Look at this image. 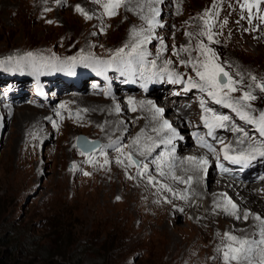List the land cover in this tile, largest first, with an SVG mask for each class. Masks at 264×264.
<instances>
[{"label": "rangeland", "instance_id": "obj_1", "mask_svg": "<svg viewBox=\"0 0 264 264\" xmlns=\"http://www.w3.org/2000/svg\"><path fill=\"white\" fill-rule=\"evenodd\" d=\"M107 2L0 0V236L14 234L24 244L39 238L40 243L53 246L55 238L46 236L53 231L58 217H63V212L76 209L82 218L93 221L101 237L106 235L100 246L107 247L118 236L132 264H191L189 258L163 256L158 249L161 226L154 220L142 225L136 209H128L117 198L118 174L109 180L103 171L104 179L98 182L97 177L109 164L107 159L97 156L98 163L94 164L92 157L100 147V156L104 152L115 153L121 157L124 170L137 176L145 174L140 168L143 160H149L137 153L142 142L134 137L136 133L131 127L127 125L123 129L126 137L117 130L115 121L112 129L105 126L102 99L110 98L107 93H116L117 89L120 94L149 96L152 105L160 101L163 107L160 104V111L152 116L156 124L162 121L158 117L162 109H166L167 116L172 105L174 110L188 107L197 116L192 125L194 129L182 128L180 124L182 138L185 141L198 137L207 143L217 135L218 127L207 126L214 122L205 117V112L208 105H216L219 116L238 117L236 137L245 139V127L250 123L241 119L237 110L246 111L252 121L264 113V93L257 87L264 82V17L254 18L252 14V9L262 2L126 0L113 16L105 12ZM153 9L159 14L155 15ZM206 10H210L208 16L204 15ZM209 18L213 21L211 31L216 34V43L199 34L204 29L203 19ZM149 19H154L157 26L150 27ZM94 28L106 30L102 35L92 36ZM143 36L151 37L142 45L145 55H133L124 61L113 59L117 49L128 45L127 52ZM202 42L218 54L215 62L238 82L237 91L230 93L223 104L209 97L207 91L190 87V83H201L199 77L190 65L180 63L203 59L197 50ZM181 46L188 50L180 51ZM29 52L33 54L31 57L26 56ZM72 57L79 62L73 64L69 60ZM152 61L156 62L155 67ZM165 61L171 63L165 64ZM154 89L156 93H150ZM244 91L257 97L250 101L251 107L237 102ZM86 96L95 98L97 103L83 102L81 99ZM33 107L43 109L46 115H38L32 111ZM119 115H114L116 120ZM144 120L149 122L150 118L144 117ZM228 121L223 122L224 128ZM74 126L77 127L75 134L70 132ZM157 127L166 126L162 122ZM106 128L112 135L104 139L96 132ZM79 134L90 142L87 147L98 142L96 148L82 152L77 146ZM221 152L222 158L215 156L208 164L221 166L222 160L232 164L225 155H256L253 149L241 145H230ZM129 155L136 162L131 166ZM22 247L20 256L27 251Z\"/></svg>", "mask_w": 264, "mask_h": 264}, {"label": "bare ground", "instance_id": "obj_2", "mask_svg": "<svg viewBox=\"0 0 264 264\" xmlns=\"http://www.w3.org/2000/svg\"><path fill=\"white\" fill-rule=\"evenodd\" d=\"M259 1L262 3L252 9L254 18L264 17V0ZM105 30L94 28L91 34L92 36L102 35ZM144 38L143 36L139 41ZM97 55L100 54L97 53ZM181 92L183 95L187 94ZM150 93H156V90ZM107 94L106 96L111 95V97L102 99L103 111H101L102 114L105 113L104 118L107 121L105 126L112 129L115 121L117 130L126 137L127 134L123 129L127 128V125L131 127L132 132L136 133L134 137H138L137 139L141 140L140 143L142 142L141 147L139 146L136 150L137 153L149 160L148 162L143 160L142 168H140L145 174L137 176L132 171L124 170L120 163L121 157L119 158L115 153L104 152L100 156V147L92 157L94 164L98 163L97 157L102 160L107 159L109 164L102 170L97 180L99 183L102 182L103 171L105 179L109 180H114L112 175L118 174L115 180L120 183V194L117 198L123 201L128 209H136L137 219L142 225H147L154 220L155 224L161 226L162 239L158 249L163 252V256L177 255L189 258L191 264H236L233 261H225L223 257L226 245L233 244L225 237V233H228L239 240L250 242L252 250L249 253V259L241 261L240 264H260L264 261V243H261L264 241V157L257 155L255 159L247 163L229 164L222 160L221 166H217V163L215 166L208 164L215 156L222 158L221 149L225 150V147L230 145L236 147L241 145L263 151L253 144V139H249L250 136L246 132L245 137L248 141L245 140L246 138L236 137L239 131L236 125L239 122L238 117L230 115L229 121L226 122L227 127H218L215 132L218 136L212 137L208 143L201 141L198 137H189L184 141L180 134L182 130L180 124L182 128L194 129L192 125L197 116L188 107L174 110L175 105L170 106L167 117L172 123V128L158 129L159 123L163 122V125L167 123L159 118L162 121L157 122V125L152 117L158 112L157 109L162 102L152 105L148 99L149 96L120 94L117 89L116 93L108 92ZM169 96L174 99L179 98L172 94ZM129 99L133 101L131 105ZM81 100L97 103L96 99L90 96ZM118 106L119 111H117ZM208 107L205 117L214 122L215 117L219 116L220 109L216 105H208ZM100 108L101 106L98 107ZM133 108H136V112L132 110ZM32 109L38 115L46 113L40 108ZM116 113L120 114L116 116L119 120L114 117ZM131 113L133 115L130 117ZM144 117H149L150 121L146 122ZM107 128L105 131L97 130L96 133L106 139L112 135ZM76 129L77 127L74 126L70 132L75 134ZM170 136H172L171 140H169ZM130 138L131 136L128 139ZM201 159L207 160V163L200 164ZM189 177H191L190 182ZM232 204L236 205L234 209L231 207ZM225 209L228 210L225 211ZM246 213L248 218L245 220ZM257 214L261 219H256Z\"/></svg>", "mask_w": 264, "mask_h": 264}, {"label": "snow or ice", "instance_id": "obj_3", "mask_svg": "<svg viewBox=\"0 0 264 264\" xmlns=\"http://www.w3.org/2000/svg\"><path fill=\"white\" fill-rule=\"evenodd\" d=\"M126 0H108L107 3L104 4V9L107 15L113 16L116 14V9L121 6L122 3H125ZM243 6V5H242ZM249 8L251 5H247ZM79 9V6H77ZM154 14L158 15L159 13L156 12L155 9H153ZM210 10H206L204 15L208 16ZM264 19V18H262ZM148 25L150 27L157 26L154 22V19H149L147 21ZM225 23H227L225 21ZM204 29L199 33L202 36H206L207 40L213 43H216L214 37L215 33L211 31V28L213 26V21L211 18L209 19H203ZM162 27L163 25H159ZM186 35L191 36L192 33H186ZM151 37H145L144 40L138 41L137 43L133 44L129 51H125L126 48H128V45H125L124 47H121L116 50V53L113 55L114 60H120L124 61L126 57H130L133 55L137 56H143L145 53L142 50V44L150 40ZM161 45L163 46V38H161ZM175 47V46H174ZM188 49L181 46L180 51H187ZM197 50L200 57H203V59L198 58L196 61H193L191 59L188 60H181L180 63L184 64L186 66H191L192 69L195 71V74L197 77H199L200 84L190 83V87H199L200 90L207 91V94L209 97H212L216 100L218 104H223L225 100L228 99L229 94L232 92L237 91V81L233 79L232 76L229 75L227 71H225L224 67L216 63L215 61L218 59V54L211 49H207L202 42L197 46ZM33 54L31 52L26 53L27 57H31ZM69 60L74 64L79 62L77 58L72 57L69 58ZM155 61H152V66L155 67ZM171 63V61H165V64ZM167 71V69H164ZM171 74V73H170ZM191 79V78H189ZM253 80L256 79V77H252ZM257 87L260 89V91L264 92V83H260L257 85ZM187 90V89H185ZM257 97L253 95L252 93L248 91H244L242 95L239 98V101L237 102H244V104L247 107H251L250 101L256 100ZM133 101L129 99V104L131 105ZM231 107V105H228ZM135 110L134 108L132 109ZM119 111V109H117ZM157 111H160V109H157ZM238 114L240 115V118L252 123V121L249 117V114L244 111L243 109L237 110ZM229 119L228 116H216L215 121L212 124H207V126L211 129L212 127H223L224 121H227ZM207 123V122H206ZM260 127L258 129L259 133L264 136V113H261L259 118ZM167 127H170V125H166ZM209 135H211V132H209ZM211 146H209V151H211ZM253 152L256 155H259L261 157H264V151H260L259 149H253ZM256 155H245L241 153L239 156H233L229 157L225 155L226 159H230L233 163H247L250 160H253L256 158ZM130 161V165L135 164L136 162L132 160L131 155L128 157ZM189 159H195V158H189ZM122 162V161H121ZM107 163V161H106ZM207 160L201 159L200 164H206ZM87 175V173H85ZM189 182L191 181V177L188 178ZM151 182V178H150ZM231 203V202H229ZM231 207L234 209L236 207L235 204H232ZM228 209H225L227 211ZM248 218L247 213L244 216V219L246 220ZM256 219H261L259 214H257ZM225 237L233 242L232 245H226L225 251L223 252V257L225 261H233L236 262V264H240L241 261H246L249 259V253L251 252V246L250 242L247 240H239L235 236H230L228 233H225ZM261 243H264V241H261ZM238 245V246H233ZM260 264H264V261H261Z\"/></svg>", "mask_w": 264, "mask_h": 264}, {"label": "trees", "instance_id": "obj_4", "mask_svg": "<svg viewBox=\"0 0 264 264\" xmlns=\"http://www.w3.org/2000/svg\"><path fill=\"white\" fill-rule=\"evenodd\" d=\"M63 214L46 236L55 238L53 246L40 243L39 238L24 244L17 235L0 236V264H132L118 236L113 237L107 247L100 246L106 235L101 237L99 231H95L92 220L82 218L76 209ZM22 245L27 249L24 256L19 255L24 250Z\"/></svg>", "mask_w": 264, "mask_h": 264}, {"label": "water", "instance_id": "obj_5", "mask_svg": "<svg viewBox=\"0 0 264 264\" xmlns=\"http://www.w3.org/2000/svg\"><path fill=\"white\" fill-rule=\"evenodd\" d=\"M261 83H264V82H261ZM87 143H90V142L88 141L86 136L83 134H79L77 137V146H78V148H80L82 150V152H84V153L91 152L98 145V142H92V145L87 147L86 146Z\"/></svg>", "mask_w": 264, "mask_h": 264}]
</instances>
